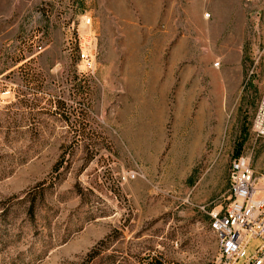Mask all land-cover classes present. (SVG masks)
Listing matches in <instances>:
<instances>
[{
	"label": "rangeland",
	"instance_id": "rangeland-1",
	"mask_svg": "<svg viewBox=\"0 0 264 264\" xmlns=\"http://www.w3.org/2000/svg\"><path fill=\"white\" fill-rule=\"evenodd\" d=\"M262 2L0 0V264H216L231 157L264 180Z\"/></svg>",
	"mask_w": 264,
	"mask_h": 264
},
{
	"label": "built area",
	"instance_id": "built-area-1",
	"mask_svg": "<svg viewBox=\"0 0 264 264\" xmlns=\"http://www.w3.org/2000/svg\"><path fill=\"white\" fill-rule=\"evenodd\" d=\"M86 21L89 22L90 18ZM78 58L81 71L94 74V57L82 45ZM252 128L256 135L264 134V94L259 99ZM227 191L224 202L207 210L208 225L218 244L216 264H236L248 241L254 237L261 241L241 264H264V180H258L255 175L249 154L239 153L231 157ZM160 264L182 263H167L161 259Z\"/></svg>",
	"mask_w": 264,
	"mask_h": 264
},
{
	"label": "crops",
	"instance_id": "crops-1",
	"mask_svg": "<svg viewBox=\"0 0 264 264\" xmlns=\"http://www.w3.org/2000/svg\"><path fill=\"white\" fill-rule=\"evenodd\" d=\"M262 6H263V10H264V0L262 2ZM264 12V11H263ZM262 29H263V37H264V22H263V25H262Z\"/></svg>",
	"mask_w": 264,
	"mask_h": 264
},
{
	"label": "trees",
	"instance_id": "trees-1",
	"mask_svg": "<svg viewBox=\"0 0 264 264\" xmlns=\"http://www.w3.org/2000/svg\"><path fill=\"white\" fill-rule=\"evenodd\" d=\"M32 208H33V205H32V204H30V205H29V209H30V210H32Z\"/></svg>",
	"mask_w": 264,
	"mask_h": 264
}]
</instances>
